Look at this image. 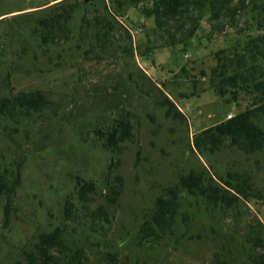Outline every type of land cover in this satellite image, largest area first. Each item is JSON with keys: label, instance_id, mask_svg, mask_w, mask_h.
Wrapping results in <instances>:
<instances>
[{"label": "rangeland", "instance_id": "1", "mask_svg": "<svg viewBox=\"0 0 264 264\" xmlns=\"http://www.w3.org/2000/svg\"><path fill=\"white\" fill-rule=\"evenodd\" d=\"M70 5L69 24L53 43L41 44L38 20ZM208 16L182 49L163 47L153 17L130 5L117 12L114 0H0V98L10 88L39 89L49 102L16 120L0 114V173L21 169L8 216L0 195V264L22 260L39 232L63 221L66 197L79 204L78 176L99 178L91 208L103 204L111 221L90 225L80 215L66 221L67 236L100 264H253L251 257L264 251V149L246 154L224 146L198 154L192 144L196 132L252 104L255 93L235 100L215 95L209 71L217 51L233 54L248 34L264 30V19L247 11L233 23ZM96 17L115 26L97 41ZM120 25L131 32L132 56L123 50ZM139 69L150 79L140 78ZM162 93L167 100L160 104ZM118 112L131 120L132 140L109 166L111 152L91 130ZM194 171L202 182L188 189L181 178ZM213 172L248 176L254 197L230 209L206 205L208 193L235 195ZM171 189L189 227L177 238L156 240L145 235L146 226ZM106 251L114 258L100 260Z\"/></svg>", "mask_w": 264, "mask_h": 264}, {"label": "trees", "instance_id": "2", "mask_svg": "<svg viewBox=\"0 0 264 264\" xmlns=\"http://www.w3.org/2000/svg\"><path fill=\"white\" fill-rule=\"evenodd\" d=\"M114 3L117 12L123 13L130 5L138 8L143 16L153 17L154 32L158 33L163 47L181 45L182 49H186L206 13L210 22L224 20L233 23L244 11L256 12L264 19L263 0H114ZM72 13L73 5H70L60 12L39 19L36 32L40 43L43 45L53 43L57 30L61 25L69 24ZM258 27L262 25L258 23ZM92 28L91 35L97 41L115 26L111 20L96 17ZM120 30L123 35V50L127 55L132 56L131 32L122 25ZM216 55L218 63L209 71V80L215 95L220 97L229 95L234 100L241 92L255 93V96L249 107L196 132L192 137L193 147L198 154H213L224 146L239 149L246 154L262 151L264 149V30L248 34L242 42L237 43L233 54L224 55L223 50H219ZM139 77L150 79L141 69H139ZM14 89H8L0 98V114L3 116L16 120L18 117L30 116L42 111L49 103L45 94L39 89ZM162 95L160 104L167 100L165 94ZM91 134L93 140L98 141L111 152L109 166H113L122 153L124 144L132 140V123L123 114L114 113L109 120L93 127ZM213 175L235 195L231 197L208 193L203 197L206 205L230 209L233 203L254 197L255 192L248 176L237 172H226L225 175L213 172ZM99 181L98 177L78 176L75 181V194L79 204L74 202L72 197H66L63 204V221L51 230L39 232L32 248L24 251L22 260L17 261L16 264H100L87 254L80 241L68 237L69 230L66 223V221H75L80 215L89 220L90 225L99 222L102 227L110 223L108 210L103 204L91 208ZM20 182V166H17L10 176L0 173V195L5 199L3 205L5 216H8ZM181 182L189 189L202 182V179L194 171L183 176ZM188 220V214H182L181 202L176 191L168 190V196L157 201L156 213L151 223L146 226L145 235H155L153 238L156 240L177 238L182 226L184 230L189 227ZM184 230L182 229L180 235H184ZM257 245H261V241H257ZM113 258V253L106 251L99 259ZM251 262L264 264V251L260 250L253 255Z\"/></svg>", "mask_w": 264, "mask_h": 264}, {"label": "built area", "instance_id": "3", "mask_svg": "<svg viewBox=\"0 0 264 264\" xmlns=\"http://www.w3.org/2000/svg\"><path fill=\"white\" fill-rule=\"evenodd\" d=\"M231 115H232V114H228V115H227V118H229Z\"/></svg>", "mask_w": 264, "mask_h": 264}, {"label": "crops", "instance_id": "4", "mask_svg": "<svg viewBox=\"0 0 264 264\" xmlns=\"http://www.w3.org/2000/svg\"><path fill=\"white\" fill-rule=\"evenodd\" d=\"M33 8H35V7H33V6H32V7H30V8H27V9L29 10V9H33Z\"/></svg>", "mask_w": 264, "mask_h": 264}]
</instances>
